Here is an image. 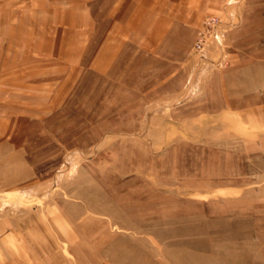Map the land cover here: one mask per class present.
<instances>
[{"label":"rangeland","instance_id":"374dc122","mask_svg":"<svg viewBox=\"0 0 264 264\" xmlns=\"http://www.w3.org/2000/svg\"><path fill=\"white\" fill-rule=\"evenodd\" d=\"M249 1L264 46V0ZM26 2L7 13L43 49L55 10L75 21L74 64L43 58L41 90L0 106V215L27 220L38 264H264V146L225 106L242 90L200 87L181 58L226 70L221 45L200 59V23L145 48L115 25L116 0Z\"/></svg>","mask_w":264,"mask_h":264},{"label":"crops","instance_id":"0c3cea01","mask_svg":"<svg viewBox=\"0 0 264 264\" xmlns=\"http://www.w3.org/2000/svg\"><path fill=\"white\" fill-rule=\"evenodd\" d=\"M26 3V0H0V106L13 98L25 101L28 91L34 95V91L41 90L35 83L42 81L43 58L54 60L53 66L56 68L59 66V58L74 64V18L71 21L67 19V22L60 21L58 10H55L50 21L57 27L62 26L61 35L57 30L58 36L47 35L43 49L36 36L28 30L26 21L24 23L21 18L10 19L13 16L7 13L12 10L21 11V5L26 12ZM249 6V0H116L115 25L128 32L132 41L149 48L150 44L159 43L165 37L175 34L172 33L175 27L190 29L194 35L206 15H219L223 36L221 51L230 60L229 68L209 72L203 69L205 64H200L192 52L190 56L186 53L181 58L189 60L184 63L185 69L193 64L197 67L194 74L198 69L201 70V79L198 80L200 87L214 76L220 79L219 85L225 91L242 90L236 95L237 98L228 94L225 106L240 123V130L248 141L264 146V46L255 31L247 34L251 21ZM10 27L16 34L13 38L9 34ZM32 42L39 50H27V44ZM62 43L69 46L66 56L60 55V52L63 53L60 50ZM215 52L214 48H210L209 56ZM235 75L240 76L239 81H235ZM26 223L27 220L14 222L9 216L0 215V264H38L35 249L22 243V231Z\"/></svg>","mask_w":264,"mask_h":264},{"label":"built area","instance_id":"2783aa9c","mask_svg":"<svg viewBox=\"0 0 264 264\" xmlns=\"http://www.w3.org/2000/svg\"><path fill=\"white\" fill-rule=\"evenodd\" d=\"M222 24V19L217 14L207 15L201 22L197 30L196 39L193 45V51L202 60L205 59V53L217 45H220L222 41V34L220 32V25ZM216 63L218 67H224L229 65V59L226 54L220 56L213 63Z\"/></svg>","mask_w":264,"mask_h":264}]
</instances>
